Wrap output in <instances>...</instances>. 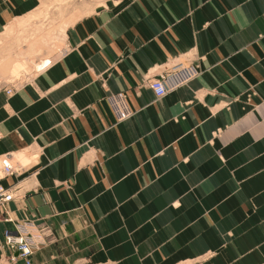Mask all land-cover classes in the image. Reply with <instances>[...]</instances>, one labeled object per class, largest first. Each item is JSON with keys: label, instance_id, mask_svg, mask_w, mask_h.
Returning <instances> with one entry per match:
<instances>
[{"label": "crops", "instance_id": "obj_1", "mask_svg": "<svg viewBox=\"0 0 264 264\" xmlns=\"http://www.w3.org/2000/svg\"><path fill=\"white\" fill-rule=\"evenodd\" d=\"M116 4L0 87V157L18 168L0 170L17 192L0 264H264V0ZM26 6L0 0L2 43ZM191 65L155 95L150 81ZM7 215L51 227L30 263L10 259Z\"/></svg>", "mask_w": 264, "mask_h": 264}, {"label": "rangeland", "instance_id": "obj_2", "mask_svg": "<svg viewBox=\"0 0 264 264\" xmlns=\"http://www.w3.org/2000/svg\"><path fill=\"white\" fill-rule=\"evenodd\" d=\"M118 1L26 0V10L5 29V41L2 43L0 40V87L34 77L37 74L35 66L40 62L38 59L43 57L41 62L49 59L50 55L64 47L69 25L86 15L111 9ZM17 22L19 26L15 25ZM21 60L28 61L29 72L18 70Z\"/></svg>", "mask_w": 264, "mask_h": 264}, {"label": "built area", "instance_id": "obj_3", "mask_svg": "<svg viewBox=\"0 0 264 264\" xmlns=\"http://www.w3.org/2000/svg\"><path fill=\"white\" fill-rule=\"evenodd\" d=\"M197 73L198 70L193 65L182 66L176 71L161 73L159 77L150 81V87L157 97H162L193 78ZM12 90L13 88L6 89V93L10 94ZM124 96L121 92L111 97V104L118 119H124L130 114L124 102ZM0 170L2 176L17 172L18 168L12 154L7 153L0 157ZM16 197V187H6L0 183V213L5 212L8 204ZM5 220L12 224L4 232L5 244L17 252V255L10 256L11 260L21 258L30 263V258L34 252L44 246L48 237L53 235L49 225H39L32 219L16 220L7 215Z\"/></svg>", "mask_w": 264, "mask_h": 264}, {"label": "bare ground", "instance_id": "obj_4", "mask_svg": "<svg viewBox=\"0 0 264 264\" xmlns=\"http://www.w3.org/2000/svg\"><path fill=\"white\" fill-rule=\"evenodd\" d=\"M50 62H52L51 57L49 59L43 60L42 62L40 61L37 64V66H35L36 72L38 73V72L42 71L44 68H46L49 65ZM29 69H30V65H29L28 61L27 60H25V61L21 60V63L19 64L18 70L27 73V72H29ZM17 74H19V73H17Z\"/></svg>", "mask_w": 264, "mask_h": 264}]
</instances>
